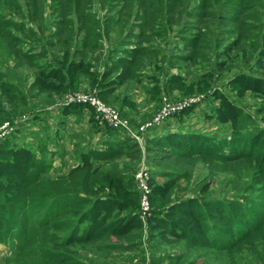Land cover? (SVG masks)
<instances>
[{"label":"rangeland","instance_id":"rangeland-1","mask_svg":"<svg viewBox=\"0 0 264 264\" xmlns=\"http://www.w3.org/2000/svg\"><path fill=\"white\" fill-rule=\"evenodd\" d=\"M84 8L97 15V22L83 17ZM20 23L30 31L19 29ZM97 28L104 32L98 31L96 46L78 50L81 36L91 34L88 30L98 33ZM27 46L32 49L24 53ZM121 48L128 52L125 65L117 60L125 55ZM30 52L37 54L27 56ZM49 63H57L59 72L46 81L38 74L54 68ZM124 66L126 77L117 82ZM78 94L98 98L124 125L118 126L121 134L113 141L123 148L103 140L98 149L118 151L103 158L92 154L96 172L86 178L92 197L102 189L111 198L106 204L112 216L114 199L120 198L124 209L118 225L123 228L85 243L67 244L62 237L69 232L66 227L46 226L50 241L37 244L48 249L42 252L44 260L30 257L26 264H59L45 259L53 253L62 255L65 264H264V222L230 249L189 245L181 238L160 235L151 223V217L161 214L156 211L176 201L235 199L249 206L264 205V184L257 181L260 171L254 158L255 151L264 152L262 142L249 150L251 155L234 153V159L227 160L209 154V143L190 153L175 144L176 137L166 136L195 132L218 142V152L229 154L230 145L224 141L233 133L250 134L264 126V0H0V126L9 122L14 127L0 143L43 151L49 141L62 137L66 125V149L58 152L50 176L69 172L78 164L79 152L92 149L89 144L81 146L82 137L88 134L90 140L92 134H105L107 139L114 137L111 131L119 132L96 119L88 104L71 103ZM71 105L86 106L93 130V123L89 129H75L78 122L68 125L64 117L63 122L57 119L49 125L46 115H40L47 106ZM82 114L66 116L76 120ZM35 123L37 129L30 133ZM22 128L23 134L30 133L25 139L18 135ZM140 171L147 173L153 190L154 213L143 222L135 215L138 201L131 196ZM85 175L75 177L80 181ZM47 185L43 181L34 187L42 191ZM48 187L57 190L55 184ZM122 194L127 198L121 199ZM112 216L107 221L117 220ZM66 217L68 224L75 221L74 216ZM10 257V247L0 244V264L22 260Z\"/></svg>","mask_w":264,"mask_h":264},{"label":"trees","instance_id":"trees-1","mask_svg":"<svg viewBox=\"0 0 264 264\" xmlns=\"http://www.w3.org/2000/svg\"><path fill=\"white\" fill-rule=\"evenodd\" d=\"M66 1V0H65ZM91 7V6H89ZM90 8H84L82 11L83 17H87L92 22H97V15L92 13ZM111 12V11H110ZM89 13V14H88ZM110 18V17H109ZM106 20L108 25L110 19ZM64 21L61 19L60 22ZM116 20L115 22H117ZM25 32L30 31L26 27V24L20 23V28ZM104 29V28H103ZM100 31L97 28V32ZM85 36H81V40L77 42V45H81L78 50H83L86 46H96L98 41L99 32L93 33L88 30ZM132 32V31H131ZM128 33V34H131ZM127 34V35H128ZM94 35V39H90V36ZM126 35V34H125ZM72 34L68 38V43L71 46ZM28 50H23L27 53L32 49V46H27ZM100 48H96L99 50ZM94 50V49H92ZM121 51H125V55L119 57L117 60L123 62L125 65L129 60L127 59V50L121 48ZM36 56V52H30L27 56ZM85 64H87L85 61ZM54 68L49 66V70L42 74H38L43 80L54 79V72H59L58 65L49 63ZM79 64H81L79 62ZM127 67L124 66L119 71V77L117 82L122 81L126 77ZM65 72H68L65 71ZM63 72V74H65ZM108 73V71L106 72ZM62 72H60V75ZM105 75V74H104ZM103 75V77H104ZM40 80V79H39ZM41 81V80H40ZM104 83H108L105 81ZM4 84H7L5 81ZM57 85L56 83H54ZM52 83L48 82V87H51ZM64 85L62 79L61 86ZM107 90H101L103 93ZM84 105H71L63 109L66 114L73 113L77 115L85 110ZM94 114V111H93ZM93 118V117H92ZM236 116H233L232 120H235ZM255 132L250 134H233L225 143H228L229 154H222L218 152L219 144L214 142L210 138L204 135H198L195 132H173L166 136L175 138V144L180 146L182 149L187 150L190 153L201 151L202 147L209 143V154L214 157L226 158L227 160L234 159V153L237 155L244 156L250 154V149L255 147L256 144L262 142L264 144V126L255 127ZM233 136V137H232ZM181 138V139H179ZM185 139V140H183ZM192 139L193 141H186ZM245 139V140H244ZM200 140V141H199ZM207 141V142H206ZM123 141L120 144H124ZM128 143L131 140L127 141ZM108 146L119 145L114 142L107 141ZM135 144V143H134ZM243 145V146H242ZM107 146V147H108ZM122 147L123 146H118ZM196 147V148H195ZM108 150L95 148L94 150L88 149L86 153L84 151L79 152L78 164L71 168L69 172L57 173L50 176V172L53 171V164L50 158L45 157L44 153L41 155L36 151L34 152L29 147H13L9 146L5 141L0 143V244H5L10 247L11 259H22L16 260L15 264H26V261L30 257H35L40 260L43 259V249L40 245L42 241H50L48 232L45 231V227L48 226L56 229L66 227L69 232L62 237H65L64 242L67 244H79L85 243L92 239H97L105 234L120 232L123 225L119 224L120 212L124 209L120 198L114 199L113 204L116 206V213L112 214L110 206L106 204L109 201L108 196L104 194L102 189H98L92 197L90 189L86 187V178L89 174H94V165L92 160L97 156L98 158L109 157L110 153H115L118 150L108 152ZM198 149V150H197ZM93 151V152H91ZM105 151V152H104ZM237 151V153H236ZM249 151V152H248ZM264 151V149H263ZM255 151L254 158L258 161L260 176H258V182L264 184V152L257 153ZM44 157L45 159H43ZM81 157V159H80ZM84 173L85 178L78 181L75 175ZM50 183L45 187V190L39 191V187H34L35 184L40 182ZM63 182V183H62ZM79 185H76L78 184ZM55 184L57 190H53L48 186ZM65 185L71 187L64 188ZM27 187V190H22ZM131 196L137 201L135 215L138 219V208H139V196L138 193L133 189ZM153 190L151 193L150 200L152 201ZM264 197V189L261 194ZM38 197V198H36ZM138 197V198H137ZM127 198L126 195L122 194L121 199ZM128 200V199H127ZM243 200V199H242ZM262 199H259L260 203ZM244 201V200H243ZM240 200H230L225 202H206L205 200H188V201H176L169 204L168 207L158 210L159 216L151 217V223L153 227L159 230L160 235H170L173 237L181 238L189 245L195 246H208V247H225L231 248L238 245L242 240L249 238L251 234L257 229L262 227L264 222V205L260 203L246 204ZM251 205V204H250ZM75 207H83L82 211ZM154 211H151V213ZM66 216H74V222L70 221L68 224V218ZM112 216L114 221H107ZM36 217V220H32ZM66 217V218H64ZM19 222L15 223V219ZM141 221V220H140ZM66 230V231H67ZM45 236V237H44ZM44 237V238H42ZM38 244V245H37ZM47 261L59 264H65V259L60 254L53 253L45 257ZM36 264V263H31Z\"/></svg>","mask_w":264,"mask_h":264},{"label":"built area","instance_id":"built-area-1","mask_svg":"<svg viewBox=\"0 0 264 264\" xmlns=\"http://www.w3.org/2000/svg\"><path fill=\"white\" fill-rule=\"evenodd\" d=\"M71 103H82V104H88L93 110L94 115L96 119L103 120L106 122L111 128L118 130V126L122 125L120 123L117 113L114 112L112 109L105 107L101 101L96 98L95 96L87 95V94H78L70 99ZM196 102L194 100L192 103ZM191 103V104H192ZM187 105V103H186ZM185 108V107H183ZM183 108H180L181 110ZM174 110V109H173ZM177 111V110H176ZM174 110V112H176ZM170 111L167 112V115H169ZM166 114V112H163L162 115ZM166 115V116H167ZM13 125L9 124V122H5L0 126V138L5 136L6 134L10 133L13 130ZM130 133L134 136L133 130L128 128ZM120 131V130H118ZM121 132V131H120ZM135 139H138V137L134 136ZM147 173L144 171H140L137 173L136 176V183H135V191L138 193L139 196V208H138V216L143 222L148 218V216L151 215V204H150V197L152 193L151 187L147 183Z\"/></svg>","mask_w":264,"mask_h":264},{"label":"crops","instance_id":"crops-1","mask_svg":"<svg viewBox=\"0 0 264 264\" xmlns=\"http://www.w3.org/2000/svg\"><path fill=\"white\" fill-rule=\"evenodd\" d=\"M42 110H40V111H42V112H40V115L42 117L44 115H46V119L50 120L49 121V125L50 124L52 125L53 124L52 121H55L57 119H58L57 122H63L62 118L64 117V118H67L66 124H68V125L69 124H74V122H78L77 125L74 126L75 129H81V127H84V126L87 129H89V126L91 125L89 123H93V126L91 125L92 130L95 128V124H94V122H93V120L91 118V114L86 109L82 112L83 114L81 116H79V118H77L76 120H74L73 117L66 116V112L63 109H58V108H55L53 106H47L45 108H42ZM38 114H39V112L35 113V115H38ZM53 116H55V117H53ZM79 123H82L83 125H79ZM49 128L51 129L50 126H49ZM54 128L56 129V127H54ZM35 129H37V123H35L31 127H29L30 133H32V131H34ZM96 129H98L97 126H96ZM66 130H67V128H66V125H65L62 137L58 136V139L56 141H53V142L49 141L46 144L45 149L43 151H41L39 149H35V151L38 153V155H41V153H44L45 157L50 158L52 160V164H53V162H55L54 160L57 161V157L56 156H58L57 155L58 152L60 150H65L66 149V148H64L65 146H63V144H65V137H66L65 134L67 133V131H69V130H67V131ZM100 130H102V129H100ZM24 131H26V129H24V128H22L19 131L18 135L21 137L20 139H25L26 137H28V135H30V133L28 135L23 134ZM50 131L53 132V128ZM110 133L113 134L114 137H110V138H107V139H106L105 134L101 135V136H96V135L92 134V138L90 140H89V135L88 134H87V136L85 135L84 138L83 137L81 138V136H80V138H81L80 144H81V146H86L87 144H89L92 149H95L101 144V142L103 140H105V141H103L104 144L107 142V140L110 141V142H113V141H116L117 135L121 134L120 131L119 132L111 131ZM64 172H67V170H64Z\"/></svg>","mask_w":264,"mask_h":264}]
</instances>
